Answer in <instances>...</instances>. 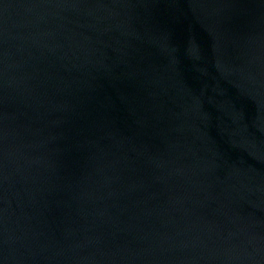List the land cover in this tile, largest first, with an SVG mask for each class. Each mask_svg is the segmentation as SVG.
I'll list each match as a JSON object with an SVG mask.
<instances>
[{"label": "water", "instance_id": "1", "mask_svg": "<svg viewBox=\"0 0 264 264\" xmlns=\"http://www.w3.org/2000/svg\"><path fill=\"white\" fill-rule=\"evenodd\" d=\"M0 264H264V0H0Z\"/></svg>", "mask_w": 264, "mask_h": 264}]
</instances>
